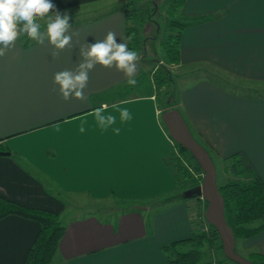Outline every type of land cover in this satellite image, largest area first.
<instances>
[{"label":"crops","instance_id":"crops-1","mask_svg":"<svg viewBox=\"0 0 264 264\" xmlns=\"http://www.w3.org/2000/svg\"><path fill=\"white\" fill-rule=\"evenodd\" d=\"M51 2L56 10L106 5L70 19L68 34L78 35L56 57L47 41L41 45L23 33L0 57V143L7 151L0 153V194L59 213L63 229L48 264H167L163 246L190 235L200 206L191 197L173 196L182 180L169 158L171 141L149 72L141 77V59L135 85L115 67L97 65L89 72L85 100L65 101L54 91V73L78 65L84 42L102 40L109 31L117 42L125 40L123 5ZM178 12L185 24L173 66L210 65L264 82V0H183ZM262 91H235L202 74L177 89L172 106L196 140L219 159L241 153L264 185ZM96 108L116 122L101 127ZM123 108L129 120L120 119ZM36 228L32 218L1 216L0 264H22ZM240 243L245 252L264 253V227Z\"/></svg>","mask_w":264,"mask_h":264},{"label":"trees","instance_id":"trees-1","mask_svg":"<svg viewBox=\"0 0 264 264\" xmlns=\"http://www.w3.org/2000/svg\"><path fill=\"white\" fill-rule=\"evenodd\" d=\"M182 3L183 0H168L165 7V12L169 15L167 28L172 30L162 36L158 43L163 58L167 63H176L178 59L179 32L185 22L173 17V15L179 13ZM123 15L125 18L124 37H131L128 41V48L136 51L141 47V37L133 21H143V19L137 13L131 0H126L124 3ZM129 19H132L131 22H129ZM149 79L154 88L164 87L165 97L161 102L159 100L161 111L165 107L172 106L174 100L168 96L169 90L167 89L168 84H171L172 81L168 68L161 63L154 64L149 69ZM248 92L250 93V91ZM162 106L164 107L162 108ZM169 139L171 140L169 158L174 163L175 175L178 177L190 176V182L187 187L200 182L202 170L191 154L186 148L172 140L170 136ZM203 147L211 158L207 148ZM4 151H6L5 146L0 143V153ZM185 154L194 160L191 165L193 175L188 170L190 167H187L180 160L181 157H186ZM220 159L225 162L223 166L230 173L221 183H216L222 197L224 220L230 227L233 237L252 235L264 227V185L241 153L232 152ZM184 188L186 187L177 189L173 196L182 197ZM171 197L167 195L165 199ZM7 213H16L32 218L37 222L36 231L31 244L25 250L22 264H48L57 239L63 229L59 213L48 208L26 205L0 194V217ZM209 225L211 227L208 229L195 226L188 237L177 239L164 245L163 250L167 255V264H203L205 262L209 264H224V261L228 258L221 251L220 241L214 227L211 224ZM215 238L218 241L213 244V247L220 251V256L209 262L202 258L203 249L201 247L203 243L212 245L215 242ZM245 257L248 260V264H264L263 252L250 249L246 252Z\"/></svg>","mask_w":264,"mask_h":264},{"label":"clouds","instance_id":"clouds-1","mask_svg":"<svg viewBox=\"0 0 264 264\" xmlns=\"http://www.w3.org/2000/svg\"><path fill=\"white\" fill-rule=\"evenodd\" d=\"M70 19L69 12L56 10L51 0H0V57L15 46L22 33L41 45L47 41L53 48L51 55L58 56L59 51L71 47L73 36L78 35L75 32L68 34ZM38 20L45 21L44 31H41ZM116 37L115 32L109 31L102 40L84 42L79 48L81 61L78 65L74 69L54 73L53 84L58 86L54 91H58L63 100L86 99L84 89L88 84L89 72L97 65L115 67L124 74L129 85L137 83L135 76L140 56L128 48L131 37H126L123 42H117ZM119 113L122 121L131 118L127 108L119 109ZM94 115L101 127L116 122V117L111 114L105 116L102 108H96ZM84 130L82 124L80 131ZM115 131L118 133L119 129Z\"/></svg>","mask_w":264,"mask_h":264},{"label":"rangeland","instance_id":"rangeland-1","mask_svg":"<svg viewBox=\"0 0 264 264\" xmlns=\"http://www.w3.org/2000/svg\"><path fill=\"white\" fill-rule=\"evenodd\" d=\"M119 3H122V5H124V3L126 2V0H118ZM132 4L134 5V7L137 10V13L139 15H141L143 21H133V23H135V25L138 28L139 31V35L141 37L140 42H141V47L140 49L136 50L137 54L140 56V59L142 61V67H143V73H142V78L143 75L147 74V71L149 72V69L152 68L154 66V64L156 63H161L164 64L171 75L172 81L171 84H168L167 89L169 90V97L171 99L174 100V95H176L177 93V89L183 85L186 82H190L191 80H193V78H196L197 75L201 76L202 74H204L205 77L209 78V79H215L217 82L223 84L224 86L233 89L235 91H242V92H248V91H254V92H258V91H262L264 90V82L263 81H255V82H250L246 79H241L239 77H235L233 75L230 74H224L221 73L220 71L218 72L217 68H214V66H210L208 65V67L206 66H196V68H177L175 66H173L172 63H167L164 58L163 55L161 53L160 50V46H159V40L161 39L162 36H165V34L168 33V31H171L172 29L167 28V20L169 18V15L167 14V12H165V7L166 4L168 2V0H131ZM116 2V0H115ZM111 3V5L114 4V2H109L108 5ZM106 4L104 3H86L83 5H76L74 7H68L65 9H60V12H64L65 10H67L70 14L71 18H75L78 17L80 15L83 14H92L94 13L95 10L99 9H103V7H105ZM83 13V14H82ZM173 17L177 18V14L173 15ZM141 19V20H142ZM132 19H129V22H131ZM38 23L41 24V31H44V25H45V21L43 20H38ZM210 66V67H209ZM190 70L192 72H190ZM183 71V72H181ZM182 74H186L183 76L182 79H179V76ZM141 75V74H140ZM149 75V73H148ZM234 81V82H233ZM248 81V82H247ZM243 82H247L244 86ZM235 85H234V84ZM256 87V88H255ZM164 87H159V88H154V93L155 96L157 97V102H159L158 100H160V102L162 101V99H164L165 94L163 92ZM171 141V140H170ZM200 142V141H199ZM202 143V142H201ZM204 146V145H203ZM206 147V146H205ZM211 158L212 161L214 163V167H215V181L216 183H221L227 176L230 175V173L224 168L223 163H225L224 161H222L221 159H219L217 156H215L212 152H210V150L208 149V147H206ZM171 150V142L169 145V152ZM186 155V154H185ZM180 160L185 163V165L187 167H190L188 170L190 171V173L193 175V169L191 168V165L193 163V159L184 156L181 157ZM176 177V175H175ZM180 179L182 180L180 183V187H187L189 182H190V176H185L182 177L180 176ZM187 197H191L190 199H188L189 201H193L194 205H198V207L200 208L198 210L197 217H196V226H198L199 228L202 229H208L209 227H211L209 225V223L204 219L202 211L205 205V200L202 197H194V196H187ZM198 200V201H197ZM66 209L68 208L65 205ZM87 208V207H86ZM90 209V207L88 208ZM214 243H212V245H208L207 243H203L202 244V249H203V255L202 258L206 261L212 262L214 261V259L216 257L220 256V251L217 250L215 247H213V244H215L218 239L215 238L214 239ZM233 248L236 252H238L241 255L246 254V252L244 251L241 243H240V237L235 236L234 237V244H233ZM49 263V262H48ZM224 264H236L234 261L230 260V259H226L224 261Z\"/></svg>","mask_w":264,"mask_h":264},{"label":"water","instance_id":"water-1","mask_svg":"<svg viewBox=\"0 0 264 264\" xmlns=\"http://www.w3.org/2000/svg\"><path fill=\"white\" fill-rule=\"evenodd\" d=\"M160 118L170 138L186 148L202 170L200 182L184 188L183 196H200L205 200L202 214L204 219L214 227L222 253L236 264H248L247 258L233 248V233L224 220L222 197L215 181V167L207 151L192 136L176 107L171 106L163 109L160 112Z\"/></svg>","mask_w":264,"mask_h":264}]
</instances>
